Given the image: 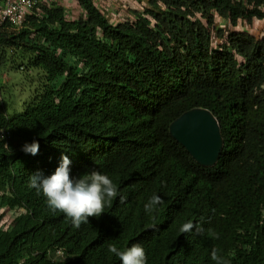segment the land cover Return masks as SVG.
Here are the masks:
<instances>
[{"label":"trees","instance_id":"1","mask_svg":"<svg viewBox=\"0 0 264 264\" xmlns=\"http://www.w3.org/2000/svg\"><path fill=\"white\" fill-rule=\"evenodd\" d=\"M80 3L87 20L52 10L21 30L0 26V68L36 71L40 81L20 112L0 82V212L23 213L9 230L0 225V264H121L108 246L137 243L147 264H215L213 248L230 264H264V27L260 38L236 31L264 26V0H150L146 17L117 26L92 0ZM194 109L220 124L215 168L170 135ZM33 140L38 154L22 151ZM62 154L73 178L95 169L118 189L79 228L29 187ZM153 194L163 203L146 213ZM187 222L199 231L182 234ZM57 249L65 262L50 259Z\"/></svg>","mask_w":264,"mask_h":264},{"label":"clouds","instance_id":"2","mask_svg":"<svg viewBox=\"0 0 264 264\" xmlns=\"http://www.w3.org/2000/svg\"><path fill=\"white\" fill-rule=\"evenodd\" d=\"M3 1L4 0H0V7ZM32 1L34 3L32 14H30L25 19L23 24L17 25L10 20H0V26L10 24L18 30H21L25 26L29 18L35 17L39 21H42L47 17V13L51 12L52 10H61L65 21L69 23H76L68 21L66 19L64 8L62 6H59L57 3L49 6L46 3V0ZM149 2L150 0L148 1V6ZM82 9L84 12H86L83 7ZM99 13L103 16L101 12ZM87 19L88 14L85 18H81L79 21ZM217 25L220 27V29L226 28L224 22L220 19H218ZM236 31L239 33L249 34L253 32L252 29H249L243 25H239V27L236 28ZM99 35H101V31H99ZM34 37L35 34L32 35V39ZM216 41L219 42L218 40ZM237 59L243 62L242 58L237 57ZM3 78L6 79L7 77H0V82L2 83L6 81H3ZM65 82L66 78L61 77L59 78V83L55 86L61 88L65 84ZM79 99L80 97L77 96V100ZM0 139H4L2 135H0ZM22 151H24L25 153H30L32 155H36L39 151V143L36 140H33L31 143H25L22 147ZM70 163L71 161L68 156L62 154L61 162L52 174L45 175L42 171H36L35 173L31 174L29 176V187L35 189L38 194H42L43 197H45L46 204L52 211L64 214L65 217L70 220L74 227L79 228L82 223H89V217H100L101 214L105 212V207H110L112 201L118 196V189L113 180L107 174H103L95 169L84 173L78 178H73L70 175ZM125 200L126 197L120 196V203H124ZM162 203L163 201L161 197L159 195L153 194L149 201L144 205V210L146 213H152L154 212L156 207ZM20 213L23 214L22 212ZM0 214V218L3 219L0 222V225L5 230H9L14 225V221L21 216V214L18 215V213H16L14 215V218L4 225L3 223L7 216L11 214V211H9L8 209H3ZM194 228H197L194 223L187 222L181 226L180 232L182 234L191 232ZM197 231H199L198 228ZM108 251L118 257L121 261V264H147V256L145 250L139 243L133 244L131 247H127L125 249H118L114 244H110L108 246ZM66 255L67 254L64 250L57 249L54 254L50 255V259L54 261L63 260L65 262L68 259V255ZM211 259L215 262V264H230V261L223 255H221L215 248H213L211 252Z\"/></svg>","mask_w":264,"mask_h":264},{"label":"water","instance_id":"3","mask_svg":"<svg viewBox=\"0 0 264 264\" xmlns=\"http://www.w3.org/2000/svg\"><path fill=\"white\" fill-rule=\"evenodd\" d=\"M172 138L203 168H215L224 150L221 127L205 109L185 113L170 126Z\"/></svg>","mask_w":264,"mask_h":264},{"label":"built area","instance_id":"4","mask_svg":"<svg viewBox=\"0 0 264 264\" xmlns=\"http://www.w3.org/2000/svg\"><path fill=\"white\" fill-rule=\"evenodd\" d=\"M148 1L142 0H93L94 7L103 14L111 25L134 24L137 22L135 14L146 17L145 12L149 8ZM50 6L57 3L65 10L68 21L77 22L87 16L83 11L79 0H46ZM34 3L32 0H4L0 7V20H10L14 24L21 25L32 14ZM264 11V8L262 9ZM148 18V17H147Z\"/></svg>","mask_w":264,"mask_h":264},{"label":"rangeland","instance_id":"5","mask_svg":"<svg viewBox=\"0 0 264 264\" xmlns=\"http://www.w3.org/2000/svg\"><path fill=\"white\" fill-rule=\"evenodd\" d=\"M146 2L147 0H142ZM263 25L261 23H255L253 27L252 35L257 38L262 37L263 35ZM232 29V28H229ZM7 67V69H5ZM1 67L0 68V77L4 76L6 79H2L4 82H8L6 84V90L4 93L5 102L10 107L16 108L17 111H23L26 103L30 101L31 95L39 86V78L38 73L36 71H32L30 73L22 72V71H13L10 66ZM4 86V85H3ZM5 87V86H4ZM7 91V92H6ZM16 213L11 212L9 216L4 221V225L10 222ZM21 213H18L20 215ZM17 215V216H18ZM16 216V217H17Z\"/></svg>","mask_w":264,"mask_h":264}]
</instances>
